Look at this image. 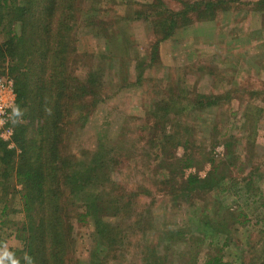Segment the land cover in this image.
<instances>
[{
  "label": "rangeland",
  "instance_id": "rangeland-1",
  "mask_svg": "<svg viewBox=\"0 0 264 264\" xmlns=\"http://www.w3.org/2000/svg\"><path fill=\"white\" fill-rule=\"evenodd\" d=\"M77 1L74 54L66 76L88 83L93 92L85 98L91 104L87 119L73 117L76 127L65 150L99 158V150L110 153L120 160L111 172L115 194L137 193L132 217L125 213L119 222L111 220L124 229L126 244L110 264H205L209 254L220 253V247L223 264H264L262 0H223L225 4L201 19L192 12L191 23L160 43L155 53L153 47L162 35L156 33L153 21L158 18L151 15V5L167 17L188 3L220 0ZM139 12L144 18H137ZM0 20L7 30L22 36L21 23ZM4 41L5 33L0 32V42ZM23 47L21 52L27 48ZM43 54L24 63H10L8 58L0 79L33 72L34 78L39 77L34 87L41 76L54 79L53 64L47 73L39 65ZM14 66L20 67L13 75ZM199 95L223 99L219 107L198 111L191 105ZM160 103L172 105L169 121L180 133L171 140L173 125L163 128L165 106L159 107ZM159 111L162 114L155 117ZM21 114L18 124L30 122L29 138H34L39 119L27 121ZM9 148L16 150L17 158L22 152L15 141ZM189 177L205 186L209 183L210 188L184 186ZM4 186L9 196L0 191V257L7 264L5 251L23 248L14 234L24 214L22 193L16 195L22 187L14 175ZM91 200L86 195L70 202L76 239L73 257L85 263L90 253L103 248L95 243L93 223H79L73 212L86 210ZM205 222L224 224L227 234L217 236L212 229L205 233ZM177 231L180 239H169Z\"/></svg>",
  "mask_w": 264,
  "mask_h": 264
},
{
  "label": "trees",
  "instance_id": "trees-1",
  "mask_svg": "<svg viewBox=\"0 0 264 264\" xmlns=\"http://www.w3.org/2000/svg\"><path fill=\"white\" fill-rule=\"evenodd\" d=\"M261 3L264 5V0ZM77 4V0H0V13H3L0 17L21 23L23 30L22 36H19L15 31L10 30V27L7 30L0 20V32L5 33V41L0 42V77L4 74L2 63L8 58L11 59L10 63L15 61L24 63L25 59L39 52L44 53L40 56L44 61L39 64L40 67H44L47 73L53 64L55 74V78L51 77L48 81L41 76L35 87L39 77L34 78L33 72H22L23 74L13 78L18 95L16 107L18 114H15L13 121L14 141L22 150L18 158L16 150L10 149L0 138V191L3 193L4 190L5 197L9 196V189L1 186L13 175L15 181L22 187L21 190L16 189V195L21 196L22 193L24 222L21 226H17L14 237L20 240L23 248L12 251L13 258L19 264H28L26 256L31 258L32 264H110L111 260L117 258L119 251L124 250L126 244L124 229L118 225L119 223L115 224L111 220L118 218L119 222V217L125 213L131 218L134 211L131 207L134 206L133 201L137 193L115 194V183L111 172L120 160H114L110 153H103V150L97 151L100 158L90 156L88 153L82 155L79 150L67 154L65 150L68 142L72 141L76 127L77 119L75 121L73 117L80 115L78 121L87 119L86 114L91 104L85 98L93 92V88H89L88 83H79L72 76L70 78L66 76L67 64L72 62L74 54L71 45L75 40L72 35L77 24V9L79 11ZM223 4H225L223 0L188 3L181 11L170 12L167 17L158 11L155 5H151L150 11H153L151 15H156L155 19L158 18L153 21L156 33L162 35L156 41L153 52H158L159 44L173 37L176 30L191 23L192 12H196L201 19L208 11L214 13L216 8ZM137 18L144 17L139 12ZM27 29H31V32L27 33ZM23 46L27 48L21 52ZM18 67L20 66L12 68L13 75ZM222 99L223 96L199 95L196 96L191 107L204 111L215 106L219 107ZM160 105L165 106L163 128L166 124L174 126H171L173 134L168 136L171 140L180 133L179 129L175 128L176 124L169 121L170 116L173 115L172 105L160 103L159 107ZM162 111L155 114V117L162 114ZM20 112L27 121L39 119L38 134L34 138H29L30 122L18 124L17 117ZM174 115L179 117L180 111ZM184 146L187 158L191 159L188 155L190 149ZM227 149L230 150V146ZM187 163L186 167H189V161ZM204 184L205 182H199L198 178L189 177L184 186L203 190L210 188L209 183L207 186ZM100 190H102L101 194H99ZM93 192L96 194H92ZM86 195L93 199L86 204V210L81 212L75 210L73 213H76L79 223L90 221L93 223L95 243L97 242L96 244L103 250L99 253H90V259L85 263L73 257L76 239L73 238L70 202L75 197L80 199ZM7 208L8 206L5 205V211ZM202 226L205 233L207 229H212L217 236L227 234L224 224L205 222ZM180 234L181 231L171 232L168 237L175 241L180 239L178 237ZM198 239L201 241L200 237ZM222 249L220 247L217 251L220 250V253L215 255L209 254L205 264H223ZM7 264H11L9 259ZM156 264L165 263L159 261Z\"/></svg>",
  "mask_w": 264,
  "mask_h": 264
},
{
  "label": "built area",
  "instance_id": "built-area-1",
  "mask_svg": "<svg viewBox=\"0 0 264 264\" xmlns=\"http://www.w3.org/2000/svg\"><path fill=\"white\" fill-rule=\"evenodd\" d=\"M17 107V94L14 80L0 79V138L12 147L14 145V109Z\"/></svg>",
  "mask_w": 264,
  "mask_h": 264
},
{
  "label": "clouds",
  "instance_id": "clouds-1",
  "mask_svg": "<svg viewBox=\"0 0 264 264\" xmlns=\"http://www.w3.org/2000/svg\"><path fill=\"white\" fill-rule=\"evenodd\" d=\"M14 113L18 114V110L14 109ZM4 256L8 257V259L10 260L11 264H19V262L13 258L12 253L5 251ZM26 260H28V264H32V260L30 257H25ZM0 264H3V257H0Z\"/></svg>",
  "mask_w": 264,
  "mask_h": 264
}]
</instances>
